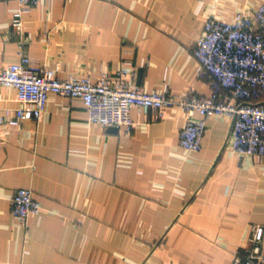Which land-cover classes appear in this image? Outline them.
Segmentation results:
<instances>
[{"label": "crops", "instance_id": "0c3cea01", "mask_svg": "<svg viewBox=\"0 0 264 264\" xmlns=\"http://www.w3.org/2000/svg\"><path fill=\"white\" fill-rule=\"evenodd\" d=\"M261 0H39L20 14L0 0V68L18 53L59 78L96 80L129 61L146 92H210L191 50L204 20L250 14ZM253 101L264 103V90ZM20 103L0 86V115ZM134 126L88 123L79 98L47 96L38 122L0 125V264H231L264 260V156L229 149L230 120H206L201 148L178 146L183 112L162 120L131 108ZM194 115V118H197ZM17 189L39 204L25 229L10 215Z\"/></svg>", "mask_w": 264, "mask_h": 264}, {"label": "built area", "instance_id": "2783aa9c", "mask_svg": "<svg viewBox=\"0 0 264 264\" xmlns=\"http://www.w3.org/2000/svg\"><path fill=\"white\" fill-rule=\"evenodd\" d=\"M14 1L18 8L11 16L10 27L19 34L21 12L39 0ZM191 53L198 63L199 75L207 78L210 87L205 97L190 91L146 92L131 83L134 67L129 61L112 72H101L91 81L86 76L59 78L56 66L39 65L20 52L16 62L0 68V86L12 87L20 103L11 115L7 110L2 112L0 125L16 127L21 120L38 122L49 94L79 98L88 123L123 129L125 134L134 126L131 108L143 114L152 111L157 120H162L169 108L177 106L184 115L178 135L181 149L198 152L206 120L227 117L231 153L259 161L264 156V103L253 100L264 90V0L250 14L239 11L228 20L207 17ZM38 210L39 204L29 189L15 191L9 213L20 227L25 229L27 219ZM261 237L262 227L253 226L248 254L231 264H255Z\"/></svg>", "mask_w": 264, "mask_h": 264}]
</instances>
